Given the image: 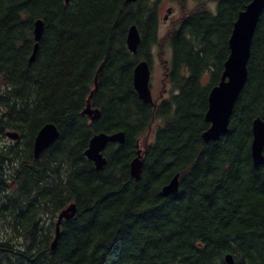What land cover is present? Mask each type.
Wrapping results in <instances>:
<instances>
[{
  "label": "trees",
  "instance_id": "16d2710c",
  "mask_svg": "<svg viewBox=\"0 0 264 264\" xmlns=\"http://www.w3.org/2000/svg\"><path fill=\"white\" fill-rule=\"evenodd\" d=\"M159 1L0 0V138L20 133L0 141V264H228V253L234 264H264V164L251 154L252 122L264 119V10L229 130L206 142L209 92L251 0L200 5L169 30L165 77L174 92L150 104L133 74L158 44ZM39 18L45 28L31 62ZM132 24L141 33L136 53L127 46ZM96 74L91 104L101 115L92 120L83 110ZM49 122L59 137L35 158V136ZM120 130L125 142L109 143L97 170L85 155L91 137ZM177 173L178 191L164 194ZM72 203L52 249L57 216Z\"/></svg>",
  "mask_w": 264,
  "mask_h": 264
},
{
  "label": "water",
  "instance_id": "95a60500",
  "mask_svg": "<svg viewBox=\"0 0 264 264\" xmlns=\"http://www.w3.org/2000/svg\"><path fill=\"white\" fill-rule=\"evenodd\" d=\"M68 1V0H66ZM134 2L136 0H127ZM264 10V0H251L243 10L238 14L233 24V29L229 38V55L224 63V70L221 80L213 86L209 92V105L205 114L206 121L210 123L209 127L202 133L203 139L208 142L216 140L229 130L231 115L235 103L245 86L248 77V61L251 55V46L258 21L262 11ZM171 9H168V13ZM45 28L44 20L39 18L34 25L35 44L33 52L30 56L32 62L36 56L39 47V41L42 38ZM141 42V33L136 24H132L127 34V46L132 53H136ZM100 70V69H99ZM151 68L149 61L143 59L139 61L133 74V84L139 97L146 103L153 104L154 99L150 87ZM98 84V74L95 77V87L92 90L86 108L83 113L87 114L92 120L98 119L101 115L99 108H94L91 104L94 91ZM6 136L12 140L19 138V132L16 130H7ZM252 143L251 154L255 165L264 164V119L256 117L252 122ZM59 137L57 126L52 123H46L38 131L34 139V155L35 158L40 157L42 152L53 144ZM126 139L125 132L115 131L112 133L101 131L95 133L90 141L85 155L89 160L93 161L97 170H102L107 163L104 151L109 143H124ZM142 149L138 150V156L131 163V174L136 179L141 177V169L143 165ZM179 176L177 173L166 183L162 192L164 194H174L179 189ZM77 210L75 203L63 209L57 216L56 234L52 242L51 248L54 249L61 232V223L64 219L72 218ZM225 259L228 264H234V258L231 253L226 254Z\"/></svg>",
  "mask_w": 264,
  "mask_h": 264
},
{
  "label": "rangeland",
  "instance_id": "374dc122",
  "mask_svg": "<svg viewBox=\"0 0 264 264\" xmlns=\"http://www.w3.org/2000/svg\"><path fill=\"white\" fill-rule=\"evenodd\" d=\"M217 0H160L157 4V12L159 15V32L158 44L153 47L152 54V77L151 87L152 94L157 102L164 98H168L174 92L169 80L165 77V64L170 66L172 56L171 46L169 44L167 34L169 30L178 25L179 20L188 12L195 10L200 5H205L210 9H215ZM172 9L168 13V9ZM163 124L161 119H156L152 123L150 131L141 137V145L144 146V140L152 142L154 140L155 131ZM6 132V131H5ZM2 143L11 144L13 141L6 134L0 138Z\"/></svg>",
  "mask_w": 264,
  "mask_h": 264
},
{
  "label": "flooded vegetation",
  "instance_id": "af4514ba",
  "mask_svg": "<svg viewBox=\"0 0 264 264\" xmlns=\"http://www.w3.org/2000/svg\"><path fill=\"white\" fill-rule=\"evenodd\" d=\"M170 9V8H169ZM172 10V9H171ZM153 51L151 50V54H150V59H149V64H150V68H151V77H152V53ZM151 78H150V87H151ZM151 91H152V87H151ZM153 95V94H152ZM153 99H154V97H153ZM155 100V99H154ZM19 137H20V133H19ZM11 139V138H10ZM19 139V138H18ZM17 139V140H18ZM17 140H12L13 142L14 141H17ZM33 147H34V145H33Z\"/></svg>",
  "mask_w": 264,
  "mask_h": 264
}]
</instances>
